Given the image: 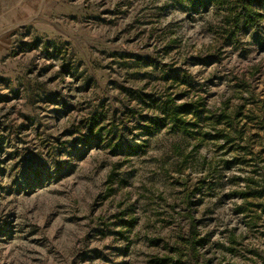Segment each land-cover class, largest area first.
Masks as SVG:
<instances>
[{
    "label": "rangeland",
    "instance_id": "rangeland-1",
    "mask_svg": "<svg viewBox=\"0 0 264 264\" xmlns=\"http://www.w3.org/2000/svg\"><path fill=\"white\" fill-rule=\"evenodd\" d=\"M236 7L0 0V264H264V17Z\"/></svg>",
    "mask_w": 264,
    "mask_h": 264
},
{
    "label": "trees",
    "instance_id": "trees-1",
    "mask_svg": "<svg viewBox=\"0 0 264 264\" xmlns=\"http://www.w3.org/2000/svg\"><path fill=\"white\" fill-rule=\"evenodd\" d=\"M236 3H237L236 10H238L236 12V15H238V18L235 21L236 29L241 28V26H240V24H242L241 22H244L246 24L256 23L264 17L263 13L259 10V7L264 8V0H236ZM234 11H235V9L232 10V13ZM194 104H191L190 102H183L182 104H180L179 107L181 108V112L173 111V114H172L175 121L177 123H179L180 119H181V121H184L183 118H181V117H183V114H185V113H193V115L198 118L199 114L204 111V108H203L204 104H197V103H194ZM236 108H239V107H236ZM236 115L239 116V114H236ZM223 116L228 117V119L231 118L230 115H224L223 114ZM220 117H222V114H220ZM234 119L235 118H233V120ZM189 124L195 125L196 123L192 119L189 121ZM231 129H232L231 133H229V132L224 133V129H218V130H216V132L223 133L224 136L228 139V141L234 142L235 139H238L242 136L243 128H242V130H240L239 125H237V126L232 125ZM233 129H234V131H233ZM209 132H210L209 130H200V133L204 137H207L209 135ZM243 141H244V138H243ZM245 144H246V142H245ZM241 148L244 150L247 149L246 146H242ZM198 244H199V242L197 241V242H195V245H192V247L195 248V246ZM190 249L192 250V248H190Z\"/></svg>",
    "mask_w": 264,
    "mask_h": 264
}]
</instances>
